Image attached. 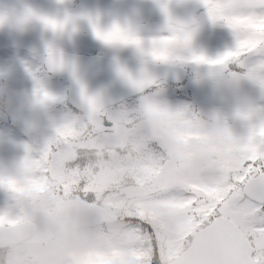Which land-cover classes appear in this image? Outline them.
Here are the masks:
<instances>
[{
	"label": "clouds",
	"instance_id": "1",
	"mask_svg": "<svg viewBox=\"0 0 264 264\" xmlns=\"http://www.w3.org/2000/svg\"><path fill=\"white\" fill-rule=\"evenodd\" d=\"M159 10L161 26L151 34L144 33L140 16L115 24L136 43H106L96 37L105 45L138 51V72L118 70L134 94L131 102L108 92L97 94L78 80L71 92L52 94L42 86L49 73L63 68L75 75L72 66L52 49L46 51L45 60L33 63L30 88H17L10 74L0 68V118L15 116L26 136L15 162L0 175V191L8 196L0 203V264H148L141 259L143 245L131 218L137 208L141 172L126 167L123 154L155 153L167 163L184 151L191 154L193 165H200L206 158L252 141L264 144V66H250L244 55L225 56L229 51L209 58L196 45L200 18L179 15L167 0H160ZM236 43L237 36L230 51L237 50ZM153 66L159 70L154 72ZM210 73L222 79L217 82ZM181 76L210 92L226 91L237 81L251 78L258 89L253 103L259 104L260 111L239 99L228 105L170 102L172 82ZM109 119L113 131L106 146L91 148L93 125ZM58 127L65 138H74L70 144L79 147H50ZM121 139L126 143L121 145ZM145 141L147 147L137 150V144ZM44 159L49 168L53 162L62 168H81V175L71 181L52 171L45 175ZM101 165V172L96 173ZM84 184L88 192L81 190ZM58 199L66 205L62 217L33 218L34 205L53 208Z\"/></svg>",
	"mask_w": 264,
	"mask_h": 264
},
{
	"label": "snow or ice",
	"instance_id": "2",
	"mask_svg": "<svg viewBox=\"0 0 264 264\" xmlns=\"http://www.w3.org/2000/svg\"><path fill=\"white\" fill-rule=\"evenodd\" d=\"M201 3L213 21L223 19L237 36V50L226 52L225 56H246L258 47L264 49V14L247 11L257 6L264 9V0ZM39 19L54 31L68 23L67 19ZM93 31L106 43L137 42L123 35L117 25L107 31L93 26ZM112 131L110 119L93 125L89 146L103 150ZM72 139L65 138L63 129L58 127L49 146L78 148L79 145L69 143ZM119 143L126 141L121 139ZM141 147L146 148L147 142L137 144V150ZM190 155L179 151L167 163L155 153L122 156L126 167L141 172L137 208L131 217L136 238L143 245L141 259L148 264H264V144L252 141L238 150L206 158L200 165H193ZM41 164L45 175L52 171L69 181L82 172L81 168H62L56 162L49 168L48 159ZM103 167H98L96 173ZM81 190L90 189L84 184ZM65 206L62 199L53 208L36 204L33 218L62 217Z\"/></svg>",
	"mask_w": 264,
	"mask_h": 264
},
{
	"label": "rangeland",
	"instance_id": "3",
	"mask_svg": "<svg viewBox=\"0 0 264 264\" xmlns=\"http://www.w3.org/2000/svg\"><path fill=\"white\" fill-rule=\"evenodd\" d=\"M175 0H167L173 2ZM45 16L49 17L59 8L70 9L76 12L84 20L87 28L84 40L78 44L75 51H89L98 49L109 54L123 55L127 58L140 59L137 50L129 46L105 45L98 40L94 34L93 26L101 31L109 30L113 25L128 20L129 16H140L142 28L145 34H151L159 30L161 23L153 19L154 8L159 6L160 0H43ZM29 6L31 1L27 0ZM34 6V5H33ZM256 15L264 14V9L254 7L247 9ZM44 15V14H43ZM196 17L200 18L201 26L196 36V45L199 50L209 58H216L226 51L233 50L236 42V34L233 29L220 21H211L207 18L205 9L198 12ZM153 18V19H152ZM5 34L0 36V68L12 77L17 88L32 87V65L37 60H42L45 51L51 47L26 46L11 40L8 44ZM35 55V60L33 59ZM250 66L258 67L264 63V49L257 48L245 56ZM219 82L222 76L209 74ZM64 81V80H63ZM60 80H50L48 76L43 80L42 86L46 87L52 94L63 96L66 94V83ZM258 95L256 83L251 78L239 80L226 91L210 92L206 87L195 86L188 78L182 84L172 82L169 90V100L174 103H198L206 105L219 103L228 105L233 99H239L246 103L254 111L259 112V104L253 103ZM131 99L129 102H131ZM70 115L71 113H67ZM15 116L0 118V175L5 174L7 169L15 162L17 149L23 145L26 139L25 131L15 123ZM47 129L43 130L46 133ZM8 199L5 192L0 191V203Z\"/></svg>",
	"mask_w": 264,
	"mask_h": 264
},
{
	"label": "water",
	"instance_id": "4",
	"mask_svg": "<svg viewBox=\"0 0 264 264\" xmlns=\"http://www.w3.org/2000/svg\"><path fill=\"white\" fill-rule=\"evenodd\" d=\"M173 4L175 5V11L181 16L193 15L195 11L204 8L201 0H178ZM155 16L157 19L162 20V13L159 7L155 10ZM54 19L60 21L67 19L68 21L67 26L59 30L61 34L69 35L73 28L76 29L77 35H80L83 31L82 21L74 14L60 11L54 16ZM79 39L76 38V42ZM74 45H69V47ZM56 53L63 57L66 63L71 65L75 70V75L63 68L54 70L66 75L69 85L68 93L77 87L78 80L86 88L95 91L97 94L108 92L113 97L122 100L134 95L130 88L122 81L118 70L123 68L129 73H136L141 68V61L116 60L103 55L86 56L69 52ZM152 70L156 72L159 68L158 66H153ZM184 79L185 76H181L176 81L181 82Z\"/></svg>",
	"mask_w": 264,
	"mask_h": 264
},
{
	"label": "flooded vegetation",
	"instance_id": "5",
	"mask_svg": "<svg viewBox=\"0 0 264 264\" xmlns=\"http://www.w3.org/2000/svg\"><path fill=\"white\" fill-rule=\"evenodd\" d=\"M28 1H31L32 5L29 6L27 0H0V36L5 34V38L8 40L6 44L11 40H14L21 42L24 47L25 45H48L51 46L48 49L55 51L60 50L62 42L60 33L57 30L54 31L45 26L41 19H39V17L45 16L44 12L48 7L44 6L43 0ZM61 9L64 8H59L57 11ZM66 10L73 11L70 9ZM57 11L49 14V18H53ZM86 32L87 28L85 24L84 36L86 35ZM45 53L43 54L42 60H37L36 62L43 61ZM91 53H102L115 58H127L123 55L109 54L98 49H92ZM35 58V55H33L34 60ZM38 67L39 64L37 63V68ZM47 76L50 80H56L58 84L60 83V80L62 81V79H65L64 77L53 73H49Z\"/></svg>",
	"mask_w": 264,
	"mask_h": 264
}]
</instances>
